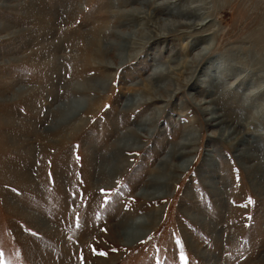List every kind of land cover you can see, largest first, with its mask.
I'll return each mask as SVG.
<instances>
[{
  "label": "rangeland",
  "instance_id": "1",
  "mask_svg": "<svg viewBox=\"0 0 264 264\" xmlns=\"http://www.w3.org/2000/svg\"><path fill=\"white\" fill-rule=\"evenodd\" d=\"M142 1L0 0V264H260L264 180L256 188L259 176L213 132L189 97L192 87L202 88L205 60L214 58L216 70H231L228 94L213 90L212 98L228 119L248 123L264 172V136L257 135L264 132V97L245 96L264 90V0H199L194 21L210 26L204 28L209 52L195 60L192 73L175 79L180 89L165 101L123 110L135 94L128 87L136 88L153 67L176 65L205 44L186 47L201 33L160 31L151 18L149 37H139L130 56L107 68L99 38L130 27L123 25L129 20L124 11ZM178 3L172 11L183 9L186 0ZM61 101L80 102L84 109L76 124L47 131ZM144 116L149 130L135 139V148L119 151L117 140L127 139ZM189 133L190 163L174 172L165 195L138 194L154 186L150 178L163 153ZM101 156L107 158L103 167L112 168L97 184L93 167ZM152 211L154 223L124 244L117 229ZM192 241L210 253L193 250Z\"/></svg>",
  "mask_w": 264,
  "mask_h": 264
},
{
  "label": "bare ground",
  "instance_id": "2",
  "mask_svg": "<svg viewBox=\"0 0 264 264\" xmlns=\"http://www.w3.org/2000/svg\"><path fill=\"white\" fill-rule=\"evenodd\" d=\"M179 1H182V0H143L140 6L130 7L126 11H124V15L129 16V20H125L123 22V25L124 26L131 25L130 27H125L122 29L114 30L112 32L111 37L105 40H103L102 38H99V42H98L99 44L98 43L97 44L99 45L100 50L102 48V57L103 56L105 57L104 63L107 65V68H115V65L124 61L130 54L135 41L139 37L141 36L142 38L149 37L147 36L148 26H146V24L147 25L150 24L149 22L151 18H154V22L152 21V23L157 24V26L160 22V29H159L160 31L179 29L180 32H184V33H189V32L201 33V35L199 34L197 35L200 37V39L192 38L191 39L192 41H190L186 47L192 48L194 46H198V44L205 43L198 49L194 50L192 52L191 57L185 56V58L180 59V62L176 65H171V64L166 65V66L164 65L162 66V64L157 65L152 68L151 73L147 74L145 78L143 77L144 78L143 80L141 79L138 85L133 84L135 85L136 88L133 89L134 86L132 87V85H131L132 88L128 87L127 90H130V89L134 90L135 94L133 95V97H129V98L127 97L125 99V102L121 106L123 110H128V109L130 110V108L132 107L136 108L140 105L147 104L150 102L152 104H157L158 102L160 103V101L162 100L165 101L167 96L170 95L171 93L170 91L174 89L176 90L177 88H179L177 80L175 79L180 77L183 73L189 74L191 71L189 69H191V65L195 62V60L198 61L201 57L206 55L207 52H209L211 48L210 46L211 41H208L207 37L210 35V32H206L207 30H209V28L206 30L204 28L210 27V26H208L207 22L202 19H199V21L196 20L197 22L194 21L200 16L199 15L200 7L198 6L199 0H186V3L181 4V7L185 6L183 9L179 11H172L171 9L178 6ZM158 14L159 16L156 17ZM174 17H181V19H176ZM168 60L174 61V58L170 57ZM226 65L224 66L226 67ZM201 70L203 74L199 77L198 82L200 83L199 87H202V88L199 90L197 86H196L197 88L195 86L192 87L193 92L191 93L189 97L191 98L190 100L193 102L192 104H194L193 107L196 106L197 109H199L202 113L206 115L205 118L207 120V124L209 125V127H211L212 129L214 128L213 132L218 133L217 136L219 138L226 140L228 143H230V145H232V147L235 148V151L237 152V155L239 156L241 161L243 162L245 161V163H249L247 167H249L248 169L251 170V173L253 172V175L255 173L259 176L256 182L257 183L256 188H260L259 181H261V179L264 180V172H263V169L260 170V168H263V164L261 162L262 159L259 157L260 159L258 160L257 156L254 155L255 153L252 152L253 150L252 149L253 148L252 137L255 134L250 133V132H249L250 134L248 133V130H249L247 128L248 123H244L242 119H238L236 121L231 120L233 118L228 119L225 115V112H223L226 110L224 109L220 110V108L216 106L217 103L214 102L215 98L214 97L212 98L213 90L217 91V94H220V95L228 94L232 83L229 84L228 82H225V80L232 74V72L231 70H223V69L216 70V60H214V58L205 60V63ZM261 73L264 76V70H261ZM188 78H189L188 75L185 76L183 78L184 79L183 81L187 80ZM101 82H100V85L104 84L103 82H105V80H102ZM257 82H259V80H257ZM95 86H98V84H96ZM134 92H132V94ZM257 92L258 91H254L250 89L245 92V96L247 95V97H249L250 99H255V100H257L260 97L261 98L264 97V90L261 93H257ZM198 93L201 95V98H198L200 97V95L197 97L196 94ZM243 100L246 102H243ZM248 101H249L248 99L243 97L242 104L244 105L245 109L246 107L249 106ZM75 102L74 103L70 102L68 104L64 101H61L56 104V106L53 109L56 113V117L55 119H53L54 122L49 124L51 127L47 128V131L50 129L54 130L59 126H67L68 123L74 122V124H76L75 123L76 119H79L77 117L79 113L84 109V107L80 106V102L78 103L79 105L77 104V102L76 103ZM93 105L94 104H92V106ZM158 107L160 106L157 105V108ZM149 119L150 118L148 116H144L140 122L138 121L139 123L135 125V128L129 129L128 134L130 135L127 137V139H124V137L123 138L120 137L119 140L116 139L117 140L116 148L119 151H120V146L126 147L128 149L135 148L136 146L135 139L137 140L138 139L137 137L139 136V134H142V132L144 131L146 132L150 128ZM239 127H242V130ZM66 132L64 133L67 134ZM191 134L189 133V134H186V136L184 135L185 136L183 138L184 140L178 142L175 146L168 149L165 154L163 153V156L160 158L159 163L156 165L157 175H154L150 178L151 180L150 182H152L154 186L150 189H146V188L141 189L138 192V194L142 196H146V197H162L163 195H165L166 193L165 187H168L169 183L172 180V177L174 176V172L176 173L177 170L179 171L185 170V168H187V166L190 163L191 157L188 156V153L191 152L190 147H192L193 141H194L193 139L194 136H192ZM245 134L250 135L251 138L247 140L244 137ZM257 135L264 136V132H260ZM28 151L30 150L28 149ZM106 161H107V158L104 156H101L102 163L99 166L95 167V169L93 167V170L95 171L93 173V177L95 178V181L97 184L98 182L103 183V176L108 177L111 172L110 170L112 168L111 167L112 164L109 165V167H106V168L103 167L104 164L107 163ZM122 161H125V160H122ZM113 166L114 168L116 167V162L113 163ZM102 169L104 170L103 175H101ZM26 175L28 176V174ZM27 179L32 180L31 176H28ZM31 182H33V180ZM153 212L154 211L148 214H145V215L138 216L137 218L136 217L132 218L131 221L128 223V225L124 224L123 227H119L117 229V234L118 236L121 237V241L124 242V244H129L137 240V238H140L141 234L143 233L140 231H142L143 227H145L146 224L154 223V219L156 218L154 217ZM193 241L190 243V246L192 245L193 250L198 251L203 256H207L208 253H210L208 251H207L208 253H205L204 251L198 250V246L195 244L196 242L193 243ZM220 258H222V256ZM256 261H258V263L260 264H263L264 256L262 255L258 257ZM214 263L216 262L214 261Z\"/></svg>",
  "mask_w": 264,
  "mask_h": 264
},
{
  "label": "snow or ice",
  "instance_id": "3",
  "mask_svg": "<svg viewBox=\"0 0 264 264\" xmlns=\"http://www.w3.org/2000/svg\"><path fill=\"white\" fill-rule=\"evenodd\" d=\"M249 203H252V200H251V198H249ZM183 258V257H182Z\"/></svg>",
  "mask_w": 264,
  "mask_h": 264
}]
</instances>
